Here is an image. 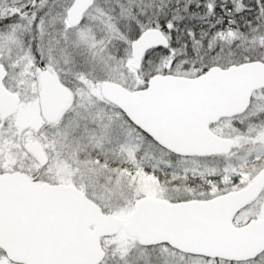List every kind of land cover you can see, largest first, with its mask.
Instances as JSON below:
<instances>
[{
  "label": "snow or ice",
  "instance_id": "snow-or-ice-1",
  "mask_svg": "<svg viewBox=\"0 0 264 264\" xmlns=\"http://www.w3.org/2000/svg\"><path fill=\"white\" fill-rule=\"evenodd\" d=\"M0 264H264V0H0Z\"/></svg>",
  "mask_w": 264,
  "mask_h": 264
}]
</instances>
